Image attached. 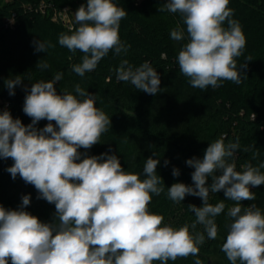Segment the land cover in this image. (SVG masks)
Segmentation results:
<instances>
[{
  "label": "clouds",
  "instance_id": "obj_1",
  "mask_svg": "<svg viewBox=\"0 0 264 264\" xmlns=\"http://www.w3.org/2000/svg\"><path fill=\"white\" fill-rule=\"evenodd\" d=\"M230 0H167L160 11L179 14L186 25L187 43L177 62L181 74L193 88L206 90L221 87L224 81L242 82L244 75L237 59L243 55L246 37L239 22L233 19ZM127 16L113 0H86L75 11L78 25L71 34L61 33L60 46L83 53L72 71L83 77L94 71L109 52L127 53L130 45L121 41L119 28ZM227 25L226 27L224 25ZM171 38H185L184 29L171 31ZM37 51H47L50 43L34 42ZM251 61V58H249ZM39 61L37 68H48ZM33 83L24 99L23 112L31 118L25 126L8 110L0 111V159L11 158L6 170L35 187L38 199L55 205L53 222H42L25 211L30 195L22 196L17 209L0 204V264H168L178 258L198 256L199 246L207 238L218 236L215 218L225 211L230 220L221 250L230 264H264V213L253 201V191L264 185V163L242 165L236 170L235 152L239 141L225 143L221 136L209 143L203 158H190L194 168L193 184L173 183L167 196L174 203L186 196L201 198L202 206L188 205L195 220L179 228L164 224L162 215L150 212L153 195L164 192L157 173L160 160L150 156L141 174L126 171L115 154L87 155L79 149H91L101 143V136L111 128V118L96 107L95 95L79 85L75 94L57 92L61 80ZM118 81L130 82L137 90L150 95L160 91L161 79L149 62L133 67L123 60L116 70ZM22 77L8 79L9 95ZM41 120L48 123L41 129ZM55 122V123H53ZM255 153L253 158L258 156ZM169 161L165 160L167 166ZM220 174L217 175L216 173ZM178 177L180 170L173 168ZM211 177V185L207 184ZM223 191L224 200L209 203L210 194ZM202 225L204 232L195 231ZM195 264H201L199 259Z\"/></svg>",
  "mask_w": 264,
  "mask_h": 264
},
{
  "label": "trees",
  "instance_id": "obj_2",
  "mask_svg": "<svg viewBox=\"0 0 264 264\" xmlns=\"http://www.w3.org/2000/svg\"><path fill=\"white\" fill-rule=\"evenodd\" d=\"M113 2L127 12L120 23L119 35L130 48L120 55L110 51L94 71L81 77L72 71V66L81 62L83 53L70 52L59 45L58 38L61 33L71 34L78 27L75 11L86 0H0V111L8 110L14 119L19 118L27 126L32 121L23 112L26 90L30 91L33 83L51 81L57 73H62L61 80L55 84L58 94L65 90L75 94L79 85L95 95L96 107L111 118V128L102 134L101 143L79 151L89 156L115 154L126 171L141 174V178L146 159L155 153L153 158L160 160L157 174L165 186L159 196L153 195L149 210L162 215L164 224L179 228L195 220L188 205L200 207L203 203L201 198L191 195L180 203L167 196V187L173 183L193 184L194 168L186 164L188 159H202L209 143L223 136L225 143L239 141L240 147L234 155L237 171H242L241 166L247 163L253 166L264 163V0H230L232 18L239 22L246 37L243 55L236 58L238 65H243L242 82L224 81L221 87L203 91L191 87L179 70L177 56L187 43L186 25L179 14L159 10L167 0ZM42 3L45 13L39 9ZM63 8L73 17V29L52 19L54 11ZM9 20H14L13 27L8 25ZM177 28L184 29L183 40L171 38V31ZM38 41L53 47L46 52L37 51L34 42ZM41 60L49 67L37 68ZM123 60L134 68L149 62L160 75V91L150 95L130 82L118 81L116 70ZM16 76L22 77V83L16 86L15 95L10 96L6 81ZM47 123L41 120L36 127L41 129ZM257 152L259 155L253 158ZM165 160L169 161L167 166ZM12 164L11 158L0 159V204L17 209L22 196L30 195L31 203L25 211L42 222H53L55 205L38 199L35 187L26 184L19 175L13 179L6 170ZM174 167L180 170L178 177L172 175ZM211 183L209 177L207 184ZM253 191L256 199L242 203L255 204L264 213V185ZM224 199L221 191L210 194L209 203ZM225 204V211L215 218L217 238L208 239L203 226L197 225L195 231L205 235L198 256L178 258L168 264H195L196 259L201 264H230L221 247L230 223L227 209L234 202L225 201Z\"/></svg>",
  "mask_w": 264,
  "mask_h": 264
},
{
  "label": "built area",
  "instance_id": "obj_3",
  "mask_svg": "<svg viewBox=\"0 0 264 264\" xmlns=\"http://www.w3.org/2000/svg\"><path fill=\"white\" fill-rule=\"evenodd\" d=\"M42 13H45V4L42 3L40 8ZM52 19L57 22L63 23L67 28L73 29V17L71 16L70 12L67 8H63L60 11L55 10ZM8 25L13 27L14 20H9Z\"/></svg>",
  "mask_w": 264,
  "mask_h": 264
},
{
  "label": "rangeland",
  "instance_id": "obj_4",
  "mask_svg": "<svg viewBox=\"0 0 264 264\" xmlns=\"http://www.w3.org/2000/svg\"><path fill=\"white\" fill-rule=\"evenodd\" d=\"M4 1H7V0H4Z\"/></svg>",
  "mask_w": 264,
  "mask_h": 264
}]
</instances>
